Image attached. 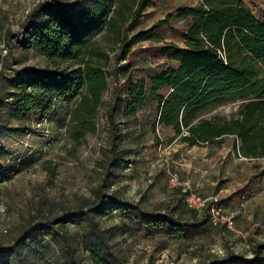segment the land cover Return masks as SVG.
<instances>
[{
  "label": "rangeland",
  "instance_id": "374dc122",
  "mask_svg": "<svg viewBox=\"0 0 264 264\" xmlns=\"http://www.w3.org/2000/svg\"><path fill=\"white\" fill-rule=\"evenodd\" d=\"M40 1L0 0V247L12 244L30 223L58 220L64 214L92 207L101 193L137 202L141 210L164 214L174 222L200 221L197 228H184L177 234L169 225L150 222L138 211L93 216L102 239L126 264H207L220 261L229 251L252 257L256 245L264 241V174L252 186L243 187L253 174L264 171V159H239L232 137H226L220 145L190 146L179 141L171 130L154 124L153 101L133 117L126 118L122 112L126 73L136 79L171 64L159 50L167 42L183 44L176 28L186 21L174 20L176 8L195 5L198 0H152L127 34L155 25L161 38L137 43L125 60H115L118 49L107 32L95 38L94 46L103 54L92 58L108 73V88L97 109L95 131L83 133L73 118L76 101L56 103L45 116L39 112L25 119L9 116L12 89L7 78L21 68L61 69L68 65L50 62L38 50L20 49L7 39V33L18 31ZM57 1L79 9L98 0ZM122 1L131 6L134 0ZM244 2L264 19V0ZM7 59L15 63L11 69L6 68ZM113 71L116 78L110 74ZM115 87L119 91L113 112L116 143L118 149L128 151V161L115 175L104 177L109 169L112 129L107 110ZM241 102L230 100L201 117H237ZM170 172L178 175L176 186L169 184ZM187 191L217 195L223 211L234 217L235 230L211 226L202 211L182 201ZM85 243H101L89 221L57 224L30 243L17 245L8 259L12 264H72L65 251L69 248L78 264H91ZM3 260L0 258V262Z\"/></svg>",
  "mask_w": 264,
  "mask_h": 264
},
{
  "label": "trees",
  "instance_id": "16d2710c",
  "mask_svg": "<svg viewBox=\"0 0 264 264\" xmlns=\"http://www.w3.org/2000/svg\"><path fill=\"white\" fill-rule=\"evenodd\" d=\"M151 4L152 0H134L131 6L122 0H98L90 7L77 9L68 2L40 1L18 31L7 33V39H12L20 49L38 50L50 62L68 65L61 69L21 68L7 78L12 89L9 116L25 119L33 112L45 116L56 103L76 101L73 118L78 121L79 132H94L101 96L108 88V73L92 58L103 54L94 46V40L107 32L118 49L114 53L116 61L125 60L132 47L141 41H159L161 37L155 25L127 34L142 10ZM174 20L186 21L176 28L183 44L167 42L160 47V54L166 55L171 63L160 70L136 79L126 73L123 115L133 117L142 106L153 101L156 103L154 124L171 130L179 141L190 146L220 145L226 137H232L236 156L264 159V19L244 0H198L195 5L176 8ZM171 21L169 17L168 22ZM5 63L7 69L15 64L13 59ZM110 74L117 77L115 71ZM118 92L115 87L113 102L107 110L112 129L109 169L104 177L115 175L128 161V151L118 149L116 143L118 132L113 112ZM230 100L242 101L237 117H201ZM263 174V170L257 171L243 189L252 186ZM126 210L138 211L155 224H167L177 234L184 228L191 231L200 223L198 219L174 222L164 214L141 210L137 202L100 193L92 207L64 214L58 220L30 223L12 244L0 247V258L5 259L0 264H12L8 258L20 243H30L57 224L80 221H89L93 234L101 238L100 244H84L91 264H126L102 239L93 220V216ZM65 251L72 264H78L72 251L69 248ZM207 264H264V241L256 245L250 258L229 251L220 261Z\"/></svg>",
  "mask_w": 264,
  "mask_h": 264
},
{
  "label": "built area",
  "instance_id": "2783aa9c",
  "mask_svg": "<svg viewBox=\"0 0 264 264\" xmlns=\"http://www.w3.org/2000/svg\"><path fill=\"white\" fill-rule=\"evenodd\" d=\"M169 184L172 186L178 184V175L176 172L169 173ZM182 201L189 208L202 211L205 219L211 226L225 227L232 231L235 230L234 217L223 211L217 195H203L195 191H187L182 196Z\"/></svg>",
  "mask_w": 264,
  "mask_h": 264
},
{
  "label": "crops",
  "instance_id": "0c3cea01",
  "mask_svg": "<svg viewBox=\"0 0 264 264\" xmlns=\"http://www.w3.org/2000/svg\"><path fill=\"white\" fill-rule=\"evenodd\" d=\"M249 7V6H248ZM250 9H251V7H249ZM257 5L255 6V9L257 10ZM252 10V9H251ZM253 11V10H252ZM208 144H211V145H213L214 143H208ZM204 145H207V144H204ZM218 145V144H217ZM239 159H242V160H245V159H243V158H239ZM248 160H254V159H248Z\"/></svg>",
  "mask_w": 264,
  "mask_h": 264
}]
</instances>
